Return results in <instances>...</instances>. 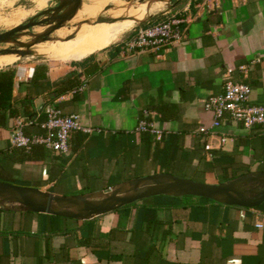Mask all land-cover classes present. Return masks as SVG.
Masks as SVG:
<instances>
[{
	"label": "crops",
	"instance_id": "crops-1",
	"mask_svg": "<svg viewBox=\"0 0 264 264\" xmlns=\"http://www.w3.org/2000/svg\"><path fill=\"white\" fill-rule=\"evenodd\" d=\"M173 14L181 18L182 40L160 53L126 49L131 32L82 59L34 63L44 66L35 79L16 81L14 74L11 100H24L36 120H43L44 107L52 105L63 114H78L91 131H72L65 153L45 148L19 162L9 140L16 118L8 119L0 127V168L7 179L22 171L37 187L64 194L97 192L155 173L219 183L223 175L264 171V123L221 124L215 133L228 139L210 152L198 131L212 119L204 100L223 91L228 68L234 81L251 87L248 102L264 105V0H180L150 22ZM144 111L163 130L160 140L134 130ZM39 131L36 125L24 129ZM143 182L149 181L132 189ZM119 187L125 190V185L110 189ZM9 200L20 199L8 198L3 205ZM156 216L162 223L155 226L150 241L155 248L144 260L149 240L144 235L135 242L127 230L133 211L123 231L110 237L108 229L118 219L112 211L91 218L92 229L85 233L76 229L83 220L44 219L0 207V264H264V201L243 207L194 198L159 208ZM48 222L70 230L51 232ZM168 227L171 232L161 239Z\"/></svg>",
	"mask_w": 264,
	"mask_h": 264
},
{
	"label": "water",
	"instance_id": "water-1",
	"mask_svg": "<svg viewBox=\"0 0 264 264\" xmlns=\"http://www.w3.org/2000/svg\"><path fill=\"white\" fill-rule=\"evenodd\" d=\"M81 2L82 0H57V4L51 7L50 9L29 17L28 19H26L25 22H21L13 27L0 31V54L17 53L21 57L29 54V50L33 45L49 40L52 32L62 27L66 21L71 19L75 11L80 6ZM174 5L175 4L170 5L171 8ZM170 9L162 12L161 14H165ZM156 14L158 13L150 15L144 20H141L136 23L130 29L131 31H128V33L134 32L136 29L140 28L144 24L149 23L153 19L152 17ZM95 21L111 22L114 21V19L101 16L97 17ZM83 22H85V20ZM36 27H43V29L40 32L30 30ZM22 35L28 37L26 41L20 40V36ZM69 38H72V35H66L64 37V39ZM8 43L9 45H5ZM249 174L257 176L259 181H251L250 185L247 187L253 186L255 188L246 189L245 195L243 196L240 194V192L234 190L232 185ZM141 181H151L154 184L156 183V185H161V187L156 190H152V188L150 187H145L142 189L135 188V190L133 188L132 194L128 196L115 197L113 199H101L98 200L97 204L93 206L88 204L86 202V199L84 198V196L86 195L101 192L120 185L134 187V184ZM116 186L97 192L62 195L51 192L43 187L21 186L9 182L0 181V193L13 191L19 197H21L20 200L8 201V203H15L19 206L15 210L45 213L79 220H88L93 217L115 210L124 204H128L142 198H147L159 194L172 196L193 195L203 198H209L223 204L238 205L243 207H255L264 201V171L246 172L233 179L222 181L219 183L200 182L190 178L178 177L169 173H155L127 180ZM30 191L39 192L43 196L49 197L51 200H56L57 202L75 203L78 201L81 203V209L84 212L79 214L62 213L50 210L48 205H37L27 199V193ZM217 194H222L223 199L216 198L215 195ZM0 205L4 206V208H10L3 204Z\"/></svg>",
	"mask_w": 264,
	"mask_h": 264
},
{
	"label": "built area",
	"instance_id": "built-area-1",
	"mask_svg": "<svg viewBox=\"0 0 264 264\" xmlns=\"http://www.w3.org/2000/svg\"><path fill=\"white\" fill-rule=\"evenodd\" d=\"M181 18L176 15L167 16L163 20L149 22L136 29L132 35L124 41L126 49L135 52L160 53L166 47L182 40V32L179 28ZM245 71V66L239 67ZM231 68L226 71V79L223 83V91L216 95H210L204 100V107L212 112L209 126H200L198 131L205 135L203 148L210 152L221 147L228 139L224 135H217L215 129L226 122H238L249 128L256 124L264 123V105L248 102L251 87L244 82L234 81L231 77ZM34 64L27 66L18 65L15 71L16 81H25L32 77ZM31 125H37L39 132L25 133L24 129ZM90 132L91 128L83 126L79 115L63 114L61 110L52 105L44 107V119L35 123L30 119L17 117L10 134L12 147L28 150L32 145H42L44 148L65 153L69 149V135L72 131ZM134 130L136 132H148L155 139L160 140L163 130L147 119V112L138 119ZM262 227L261 223L256 224Z\"/></svg>",
	"mask_w": 264,
	"mask_h": 264
},
{
	"label": "rangeland",
	"instance_id": "rangeland-1",
	"mask_svg": "<svg viewBox=\"0 0 264 264\" xmlns=\"http://www.w3.org/2000/svg\"><path fill=\"white\" fill-rule=\"evenodd\" d=\"M179 1L172 0L166 8L159 11L154 6L151 15L158 14L152 18L161 16L162 12L171 8L170 5L177 4ZM56 2L57 0H0V31L13 27L19 22H25L26 19L36 15L41 10L55 6ZM137 7L138 5L112 4L107 0H85L81 2L71 19L52 32L49 40L33 45L29 50V54L22 57L17 53L0 54V67L16 68L18 65L27 66L52 58L56 60L82 59L89 51L111 45L127 34L135 25L129 26V21L137 11ZM101 16L114 19V21L96 22V18ZM84 20L85 22H83ZM37 29L38 27L30 30L36 31ZM66 35H72V38L64 39ZM12 57L16 61L7 63ZM2 61L5 63L1 64ZM19 173L16 178H8L4 182L36 187V184L28 179L27 173L22 171ZM81 193L67 191L61 194L74 195ZM5 206L11 209L19 207L15 203H7ZM0 207L4 208L2 205Z\"/></svg>",
	"mask_w": 264,
	"mask_h": 264
},
{
	"label": "trees",
	"instance_id": "trees-1",
	"mask_svg": "<svg viewBox=\"0 0 264 264\" xmlns=\"http://www.w3.org/2000/svg\"><path fill=\"white\" fill-rule=\"evenodd\" d=\"M15 71L16 69H11L10 67L6 69L0 68V127H4L7 124L8 119H14L19 116H22L21 118L24 119H30L35 123H39L41 121L35 119V117L33 116L34 112L27 109V106H25L24 104V100H20V101L11 100V89H12V83H13V77ZM42 71H44V66L36 64L34 66L32 79H35L38 76V74ZM44 149L45 148L42 145H38V144L32 145L31 148L28 150H25L23 148H17V153H16L17 161L23 162V161L31 160L36 156L42 155ZM237 176L238 175L236 174L223 175L222 178L219 180L227 181ZM0 181L3 182L7 181V177L3 172V168H0ZM194 198L214 201L209 198H203L193 195L172 196V195L159 194V195H153L147 198H143L141 199L142 201L141 203H139V201L136 200L134 202L124 204L118 207L117 209L112 210V212L118 214V219L116 225L108 229V233L110 237H114L117 235L118 232L123 231L126 225L125 220H127V218H129V216L132 215V211H133L132 223L131 226L127 229L131 234L130 239L136 242L135 238L142 237L145 235L150 242L154 236L153 233L155 230V226H157L158 223H162V221H160V219H158L156 216L157 209L163 207L175 206V205L178 206L179 201H187ZM27 212H31V211H27ZM38 214H41L44 219L52 217V215L50 214H45V213H38ZM60 217L61 219L66 218L63 216ZM93 219L83 220L81 225L77 226L76 229L80 231L83 230V232L88 233L89 231H91L90 229H92L91 227L93 226L92 224ZM48 227L51 232L58 231L62 233V232H68L70 230L69 228H63L57 230L54 228V225L51 222H48ZM169 232H171L170 227L163 229L161 234V239H163ZM84 239L85 240L81 241L82 243L88 242L89 240L88 235ZM154 248H155V244L153 242H150V244L147 246L145 251L142 253L144 260H148Z\"/></svg>",
	"mask_w": 264,
	"mask_h": 264
},
{
	"label": "bare ground",
	"instance_id": "bare-ground-1",
	"mask_svg": "<svg viewBox=\"0 0 264 264\" xmlns=\"http://www.w3.org/2000/svg\"><path fill=\"white\" fill-rule=\"evenodd\" d=\"M83 1H85V0H82V2ZM107 1L109 3H112V4H119V5H129V6L138 5L139 8L137 7V11H135V13L133 14V16L131 17V19L129 21V26H131L133 24L138 23L141 20H144L147 16L151 15V12H152L154 6L157 7L156 8L157 11L166 8L167 3H168L169 0H107ZM50 8L51 7L43 9L39 13H41L43 11H46V10H48ZM42 29H43V27H38V29L35 32H40V31H42ZM27 38H28L27 36H23V35L20 36V40L21 41H26ZM5 45H9V43L5 44ZM15 61H16V59L14 57H12V58L9 59V61L7 63H13ZM256 178L257 177H255V176L245 177V178L237 181L236 183H234L232 185V187H233L234 190H237L238 192H240L241 195L244 196L246 189H252V187H253V186H250V187H247V186H249L251 181L253 179H256ZM149 182H143L141 184L140 188L142 189V188H145V187H148V188L150 187V188H152V190H154V189L156 190L159 187H161V185H156V184L154 185V184H152V182L151 183H149ZM254 188L255 187H253V189ZM123 189H124L123 187H119L117 192H116L117 189H114V190L110 189L108 191H105V192L103 191L101 193H97V194H94L92 196H87V197H84V198L86 199V202L88 204L93 206V205L97 204L98 199L99 200L107 199V198L113 199L115 197H118V195L119 196H127L126 195L127 193H128V195H130V192L131 193L133 192L132 187H128L126 185H125V190H123ZM115 193H117V194L115 195ZM33 194H35L34 191L28 192L27 196H26L27 199H29L31 202H33V203H35L37 205H45V206L48 205L50 210L58 211V212H64V213L65 212H77L76 214L84 212L81 209V203L78 202V201L75 202V203L57 202L56 200H51L49 197H45L43 195L36 196L37 195L36 194L33 197ZM215 196L216 197H221V198L223 197L222 194H217ZM8 198L20 199L21 197H19L13 191L1 192L0 193V204L7 202ZM90 198H94L95 201L94 202H89Z\"/></svg>",
	"mask_w": 264,
	"mask_h": 264
}]
</instances>
